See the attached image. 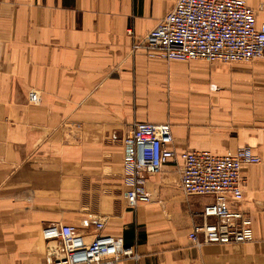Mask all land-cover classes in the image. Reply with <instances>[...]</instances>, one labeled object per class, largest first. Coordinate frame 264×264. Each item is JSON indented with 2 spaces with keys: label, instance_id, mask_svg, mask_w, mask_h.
<instances>
[{
  "label": "crops",
  "instance_id": "1",
  "mask_svg": "<svg viewBox=\"0 0 264 264\" xmlns=\"http://www.w3.org/2000/svg\"><path fill=\"white\" fill-rule=\"evenodd\" d=\"M264 22V0H246ZM175 0H0V264H52L41 231L121 236V264H264V56L233 63L167 60L132 49ZM132 30V34L128 30ZM39 91L40 103H30ZM169 122L176 151L249 146L240 170L253 240L194 246L208 195H185L175 164L148 176L129 208L123 135Z\"/></svg>",
  "mask_w": 264,
  "mask_h": 264
},
{
  "label": "built area",
  "instance_id": "2",
  "mask_svg": "<svg viewBox=\"0 0 264 264\" xmlns=\"http://www.w3.org/2000/svg\"><path fill=\"white\" fill-rule=\"evenodd\" d=\"M256 11L246 0H175L132 49L157 51L167 60L209 63L249 61L264 56V22L257 23ZM132 34V30H128ZM30 103H40L39 91L30 93ZM169 122L141 121L121 138L125 147L122 176L127 186L129 208L148 203L145 179L169 163L179 172V186L185 195H208L200 220L193 222L188 237L200 247L204 244L246 243L253 240L252 219L248 210L233 208L243 199L241 167L258 164L261 157L249 146L217 154L208 150L176 151ZM103 221L95 222V233L87 239L70 224L50 223L41 236L47 243L52 264H121L136 259L135 251L124 245L121 236L101 233Z\"/></svg>",
  "mask_w": 264,
  "mask_h": 264
}]
</instances>
